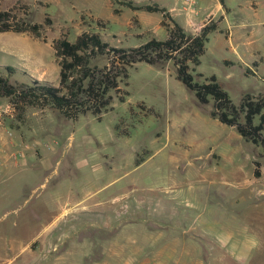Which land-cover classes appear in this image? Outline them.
Segmentation results:
<instances>
[{"label": "crops", "instance_id": "1", "mask_svg": "<svg viewBox=\"0 0 264 264\" xmlns=\"http://www.w3.org/2000/svg\"><path fill=\"white\" fill-rule=\"evenodd\" d=\"M100 1L103 9L86 4L75 10L71 5L76 17L69 18L62 5L61 14L67 23L87 22V30L108 31L124 10L115 15L111 0ZM132 1L136 5L157 4L192 34H198V26L214 23L216 29L209 37L221 36L218 59L228 68V75L238 68L244 77L258 81L259 92L253 96L264 94V0H196L192 8L183 0ZM130 11L125 26L135 30L131 35L139 42L126 47L155 39L153 29L165 33L156 40L167 38L161 14ZM97 21L104 22V27H96ZM16 34L0 32V55L7 52ZM245 69L255 76L246 75ZM47 70L46 66L38 68L34 79L56 85L58 77L56 84L44 77ZM6 135V128L0 125V149L5 153L2 172L10 177L33 149L32 145L23 146L24 141L17 137L8 142ZM222 143L216 137L186 139L176 150L182 169L165 182L159 180L156 186L144 188L152 194L159 192L161 198L144 195L131 200L125 219L114 205L122 194L111 192L104 197L101 189L88 190L86 184L79 190H67L64 198L51 197L32 205L12 222L8 232L0 231V264H148V259L152 264H264V153L254 152L236 163ZM16 148L23 154L18 152L22 155L17 157L12 152ZM134 188L127 195L135 192Z\"/></svg>", "mask_w": 264, "mask_h": 264}, {"label": "rangeland", "instance_id": "2", "mask_svg": "<svg viewBox=\"0 0 264 264\" xmlns=\"http://www.w3.org/2000/svg\"><path fill=\"white\" fill-rule=\"evenodd\" d=\"M44 1L49 4L41 0H0V11L9 12L13 21L38 24H43L46 18L51 21L50 26L44 25L43 39L16 34L7 52L0 55L1 71L4 72V67L15 69L9 77L12 84H30V78L38 74L36 70L44 66L48 69L44 77L56 84L58 66L52 42L61 35L72 42L89 28L87 22L67 23V17L61 14L62 5L69 18L76 15L71 5L75 10L83 9L86 4L104 8L100 0ZM123 10L118 21L101 35L112 45L133 46L139 42L131 35L135 30L125 26L132 13L128 8ZM153 35L155 39H162L165 33L159 28L153 29ZM220 39L217 34L209 37L207 51L195 73L215 75L232 103L239 105L245 94L259 92V83L255 78L244 77L238 68L228 75V68L218 59ZM165 64L159 67L139 62L130 68L125 102L113 101L112 109L100 121L91 115L69 121L50 109L26 108L20 130L15 131L9 128V123L14 121L16 112L7 109L10 104L7 99H0V120L7 130L8 142L17 137L24 141L23 146L32 145L33 149L10 177L2 172L3 162L0 165L1 232H8L12 222L32 205L45 203L51 197L64 198L67 190H79L84 184L88 190L101 189L104 197L111 192L122 194L114 205L120 218L125 219L131 200L144 195L153 200L161 198L159 192L152 194L144 188L156 186L159 180L165 182L182 169L176 160V150L192 137L203 141H208L209 137L221 139L236 163L244 162L243 159L254 152L263 154L262 148L256 149L232 129L211 118V105H199L193 93L175 78L172 63L168 67ZM117 131H126L128 135H118ZM12 152L22 153L18 148ZM4 154L0 149L1 161ZM137 157L146 160L136 167ZM133 186L135 192L127 195ZM243 207L245 205L242 212L246 210ZM145 262L152 264L150 259Z\"/></svg>", "mask_w": 264, "mask_h": 264}, {"label": "trees", "instance_id": "3", "mask_svg": "<svg viewBox=\"0 0 264 264\" xmlns=\"http://www.w3.org/2000/svg\"><path fill=\"white\" fill-rule=\"evenodd\" d=\"M219 1L223 3V0ZM111 2L115 15L122 8L161 14V24L166 29L167 38L163 41L150 39L140 46L126 47L110 45L103 39L102 30L89 29L72 42L61 35L52 42L54 61L59 68L56 85L34 78H30L28 85L12 84L9 77L15 69L4 67L3 72L0 68V99H7L16 112L14 121L9 123L10 129L20 130L26 108L50 109L69 121H77L86 115L100 121L112 109L113 101L125 102L128 71L136 63L161 67L171 62L175 78L193 93L197 103L211 105V118L234 128L244 141L264 151V94H245L239 105H234L214 75L206 77L195 73L205 53L209 35L216 29L214 23L204 26L200 33L192 34L172 21L166 10L157 4L136 5L132 0ZM13 20L9 12L0 11V32L29 34L43 39L44 25H51L48 18L45 24ZM95 24L98 28L105 25L102 21ZM245 74L255 76L248 69H245ZM117 134L128 135L126 131ZM143 161L144 158L137 157L134 164L138 166ZM254 165L255 176L258 177V163Z\"/></svg>", "mask_w": 264, "mask_h": 264}, {"label": "built area", "instance_id": "4", "mask_svg": "<svg viewBox=\"0 0 264 264\" xmlns=\"http://www.w3.org/2000/svg\"><path fill=\"white\" fill-rule=\"evenodd\" d=\"M196 0H183V3L185 4L186 7L188 8H192L195 4ZM203 26H198V28L196 29V32L199 33L201 30H202ZM7 109H9L11 111V113L13 112L14 113V108L11 104H9L7 106ZM12 117V116H11ZM0 125H2V120H0ZM22 155L21 153H17V157L18 155ZM3 161H1V158H0V165L2 164Z\"/></svg>", "mask_w": 264, "mask_h": 264}]
</instances>
